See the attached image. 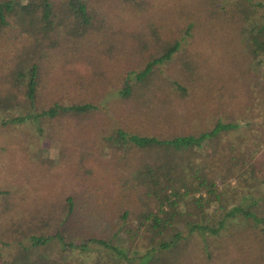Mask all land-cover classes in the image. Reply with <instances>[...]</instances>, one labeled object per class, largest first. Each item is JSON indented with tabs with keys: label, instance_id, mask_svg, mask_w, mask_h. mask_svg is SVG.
<instances>
[{
	"label": "trees",
	"instance_id": "trees-1",
	"mask_svg": "<svg viewBox=\"0 0 264 264\" xmlns=\"http://www.w3.org/2000/svg\"><path fill=\"white\" fill-rule=\"evenodd\" d=\"M176 6L167 15L171 12L169 25L179 36L205 32L211 49L218 47L225 56L196 65L184 50L174 61L179 67L170 81L157 66L171 59L183 37L171 31L159 37L157 23L149 25L154 51L140 70L126 73L117 94L131 113L151 125V132L115 127L100 133L91 147L108 151L104 162L91 154V147L77 150L79 176L88 179L83 197L78 201L74 193H65L35 200L26 213L9 217L10 240H0L8 258L0 264H264V0H185ZM97 22L110 21L91 0H0V41L19 27L42 49L48 47L43 40L51 37L77 43ZM108 29L109 24L103 31ZM231 55L234 60L226 61ZM36 73L37 65L19 64L10 74L15 84L8 92L22 84L26 108L35 97ZM230 76L229 94L244 92V110L223 113V119L216 117L208 128L195 131L200 113L192 110L191 101L206 85ZM177 79L190 82V92ZM168 87L178 96L169 90L160 95ZM174 97L180 111L172 105ZM92 111L88 103L53 102L2 123L31 117L64 119L76 127ZM0 198V213H9L15 200L6 189ZM87 203L102 212V227L90 230L85 224L89 212L81 209ZM109 207L113 211L107 218ZM232 221L242 222L247 232L240 227L226 233V242H217ZM237 239L242 243L237 245ZM196 241L201 254L194 257Z\"/></svg>",
	"mask_w": 264,
	"mask_h": 264
},
{
	"label": "rangeland",
	"instance_id": "rangeland-1",
	"mask_svg": "<svg viewBox=\"0 0 264 264\" xmlns=\"http://www.w3.org/2000/svg\"><path fill=\"white\" fill-rule=\"evenodd\" d=\"M182 1L185 0H91L101 5L110 22L103 25L95 23L98 26L91 28L77 43L70 39L66 41L60 36L54 39L51 37L43 40L48 47L42 49L39 41H34L31 35L22 32L19 27L7 32L6 39L0 41V190L6 189L8 196L15 200L9 213H0V240H10L9 224H6L8 218L13 219L26 213L35 200L48 201L55 195L74 193L80 201L85 188L84 180L88 179L79 176L81 170L77 168V150L83 149L84 145L91 147L97 135L105 134L115 127L141 133L151 132V125L131 113L117 94L126 73L140 70L147 55L154 51V36L148 31L149 25L157 23L160 28L157 30L159 37L170 31L177 37H183L180 38L179 50L171 59L157 66L160 76L170 81L176 78L173 74L179 67L174 61L183 57L184 50V53L192 55V64L196 65L204 59L208 65L217 61L216 57L225 56L226 51L218 47L211 49L214 44L207 39L205 32L200 36L195 31H188L189 36H179L175 26L169 25L171 12L168 15L167 12ZM108 24L106 33L103 29ZM142 36H145L144 40L134 38ZM232 59L233 55L225 58L226 61ZM19 64L37 65L35 97L28 108L21 94L22 84L13 87V94L8 92V87L15 84L10 74ZM177 81L180 86L186 85L189 91L190 82L185 84L184 80ZM231 88L230 76L226 82L206 85L200 92L201 97L191 101L195 106L192 110L200 113L198 118H194L195 131L208 128L210 121L216 117L223 119V113L244 110L241 96L244 92L237 91L236 96L231 97ZM168 90L172 91V96H178L177 91L171 87L165 88L160 95L167 96ZM53 102L60 105L88 103L94 107V111L88 120L76 127L64 119L43 120L31 117L23 122L2 123L3 119L20 116L27 111L38 112ZM128 102L133 104L132 96ZM173 102L172 105L180 111L179 99L174 97ZM107 152L100 151L98 146L92 148L91 154L99 156V162H104L109 158ZM257 185L261 188L260 184ZM109 209H105L107 218V212L113 211ZM81 210L89 212L86 213L85 224L90 230L102 227L105 223L96 205L87 203L82 205ZM240 227L243 233L247 232L242 222L234 224L232 221L226 229L220 231L216 241L226 242V233H235ZM208 239L214 241L211 236ZM237 241L239 245L243 239ZM5 245L0 241V263L8 258ZM191 245L189 242L186 246ZM194 248L196 255L193 256L197 257L201 254L197 241Z\"/></svg>",
	"mask_w": 264,
	"mask_h": 264
}]
</instances>
